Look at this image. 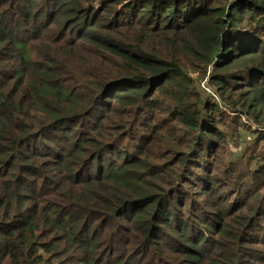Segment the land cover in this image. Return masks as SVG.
Returning a JSON list of instances; mask_svg holds the SVG:
<instances>
[{
    "label": "trees",
    "instance_id": "obj_1",
    "mask_svg": "<svg viewBox=\"0 0 264 264\" xmlns=\"http://www.w3.org/2000/svg\"><path fill=\"white\" fill-rule=\"evenodd\" d=\"M260 246L264 0H0V264Z\"/></svg>",
    "mask_w": 264,
    "mask_h": 264
},
{
    "label": "rangeland",
    "instance_id": "obj_2",
    "mask_svg": "<svg viewBox=\"0 0 264 264\" xmlns=\"http://www.w3.org/2000/svg\"><path fill=\"white\" fill-rule=\"evenodd\" d=\"M201 85L204 87V89H205L206 91H209V86H208L207 84H205L204 81L201 82ZM207 89H208V90H207ZM260 247L264 250V246H260Z\"/></svg>",
    "mask_w": 264,
    "mask_h": 264
}]
</instances>
